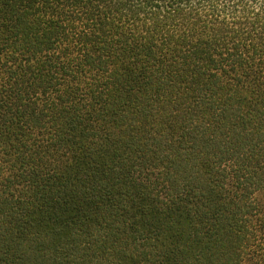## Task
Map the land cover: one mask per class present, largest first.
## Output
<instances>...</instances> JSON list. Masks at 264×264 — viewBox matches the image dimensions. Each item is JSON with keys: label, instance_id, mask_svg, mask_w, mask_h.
I'll list each match as a JSON object with an SVG mask.
<instances>
[{"label": "trees", "instance_id": "1", "mask_svg": "<svg viewBox=\"0 0 264 264\" xmlns=\"http://www.w3.org/2000/svg\"><path fill=\"white\" fill-rule=\"evenodd\" d=\"M0 264H264V0H0Z\"/></svg>", "mask_w": 264, "mask_h": 264}]
</instances>
